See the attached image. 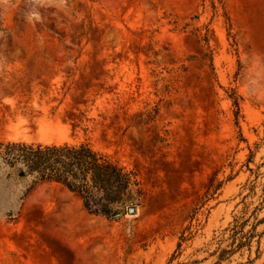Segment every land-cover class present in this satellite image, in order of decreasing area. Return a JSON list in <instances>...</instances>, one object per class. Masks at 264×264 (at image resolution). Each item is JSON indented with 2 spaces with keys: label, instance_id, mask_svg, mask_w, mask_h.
I'll use <instances>...</instances> for the list:
<instances>
[{
  "label": "rangeland",
  "instance_id": "1",
  "mask_svg": "<svg viewBox=\"0 0 264 264\" xmlns=\"http://www.w3.org/2000/svg\"><path fill=\"white\" fill-rule=\"evenodd\" d=\"M8 141L89 142L144 197L115 221L0 180V264H216L264 217V0H0ZM256 233L222 264H264Z\"/></svg>",
  "mask_w": 264,
  "mask_h": 264
},
{
  "label": "trees",
  "instance_id": "2",
  "mask_svg": "<svg viewBox=\"0 0 264 264\" xmlns=\"http://www.w3.org/2000/svg\"><path fill=\"white\" fill-rule=\"evenodd\" d=\"M235 105L239 107L237 99ZM153 118L148 115L140 123L148 124ZM0 180L29 182L26 194L42 184L59 185L76 194L89 214L115 221L122 219L127 210L136 208L144 197V189L136 172L95 149L89 142L59 145L0 142ZM260 206L255 212L264 208V195ZM9 215L12 216L11 213ZM262 224L264 217L257 218V223L247 232L246 223L227 229L231 249L219 247L215 251L219 253L216 264H222L245 248L251 250L252 241L258 236L256 230ZM185 240L187 238L182 235L178 249Z\"/></svg>",
  "mask_w": 264,
  "mask_h": 264
},
{
  "label": "water",
  "instance_id": "3",
  "mask_svg": "<svg viewBox=\"0 0 264 264\" xmlns=\"http://www.w3.org/2000/svg\"><path fill=\"white\" fill-rule=\"evenodd\" d=\"M130 213H131V214H135V213H136V208L131 209V210H130Z\"/></svg>",
  "mask_w": 264,
  "mask_h": 264
}]
</instances>
